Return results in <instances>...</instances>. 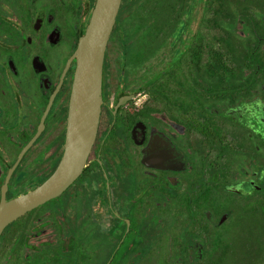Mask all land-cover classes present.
<instances>
[{"label":"flooded vegetation","instance_id":"flooded-vegetation-1","mask_svg":"<svg viewBox=\"0 0 264 264\" xmlns=\"http://www.w3.org/2000/svg\"><path fill=\"white\" fill-rule=\"evenodd\" d=\"M97 2L0 0V203L63 158ZM248 51L264 53V0H121L87 165L3 231L0 264H264V60Z\"/></svg>","mask_w":264,"mask_h":264},{"label":"water","instance_id":"water-1","mask_svg":"<svg viewBox=\"0 0 264 264\" xmlns=\"http://www.w3.org/2000/svg\"><path fill=\"white\" fill-rule=\"evenodd\" d=\"M120 3L121 0H98L90 25L74 55L77 67L63 158L43 184L10 201H1L0 236L18 218L62 194L84 171L98 133L104 55Z\"/></svg>","mask_w":264,"mask_h":264},{"label":"trees","instance_id":"trees-1","mask_svg":"<svg viewBox=\"0 0 264 264\" xmlns=\"http://www.w3.org/2000/svg\"><path fill=\"white\" fill-rule=\"evenodd\" d=\"M239 6V5H237ZM239 9V7H238ZM226 11V5L225 3L222 1V2H218V18H217V27L220 28V29H223L225 30V23L228 22L226 21V19L223 17L224 16V12ZM222 14V16H221ZM218 43H221L223 45H229V44H232V46L234 45H238L241 43V40L235 36H233V40L231 41V43H228V41L225 39V35L224 33H218ZM230 52H231V56H232V59L234 60H241V59H244L245 56H244V53L242 51H239V50H236L234 47L230 49ZM219 54V52H218ZM263 55V56H262ZM263 58L264 60V53H261V52H250L248 51V55H247V59L248 60H254V61H257L259 60L260 58ZM223 59L224 57L223 56H219L217 57V59ZM253 68V66H250L249 65V69ZM256 69V68H255ZM258 70H260V68H257Z\"/></svg>","mask_w":264,"mask_h":264}]
</instances>
